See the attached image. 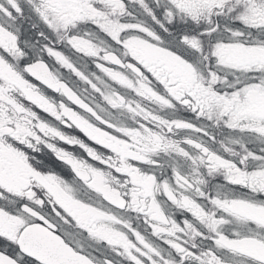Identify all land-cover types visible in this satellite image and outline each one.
I'll return each mask as SVG.
<instances>
[{
	"label": "snow or ice",
	"instance_id": "6c2138e0",
	"mask_svg": "<svg viewBox=\"0 0 264 264\" xmlns=\"http://www.w3.org/2000/svg\"><path fill=\"white\" fill-rule=\"evenodd\" d=\"M0 264H264V0H0Z\"/></svg>",
	"mask_w": 264,
	"mask_h": 264
}]
</instances>
